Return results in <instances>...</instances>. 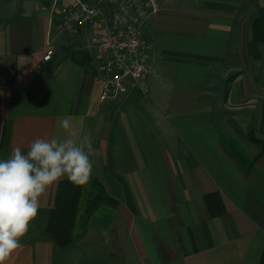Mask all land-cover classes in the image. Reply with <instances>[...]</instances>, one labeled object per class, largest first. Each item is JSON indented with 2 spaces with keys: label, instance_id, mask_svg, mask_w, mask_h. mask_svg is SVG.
I'll list each match as a JSON object with an SVG mask.
<instances>
[{
  "label": "crops",
  "instance_id": "obj_1",
  "mask_svg": "<svg viewBox=\"0 0 264 264\" xmlns=\"http://www.w3.org/2000/svg\"><path fill=\"white\" fill-rule=\"evenodd\" d=\"M156 2L148 93L130 83L101 102L93 28L59 33L55 0H0V159L66 138L63 117L95 149L89 183L52 184L7 264H264V155L249 134L263 123L264 9Z\"/></svg>",
  "mask_w": 264,
  "mask_h": 264
},
{
  "label": "clouds",
  "instance_id": "obj_2",
  "mask_svg": "<svg viewBox=\"0 0 264 264\" xmlns=\"http://www.w3.org/2000/svg\"><path fill=\"white\" fill-rule=\"evenodd\" d=\"M66 138H37L25 154L21 147L12 149L8 158L0 159V264L7 261L23 245L38 215L40 197L55 182L67 178L76 185H87L95 149L89 137L78 139L72 121H59Z\"/></svg>",
  "mask_w": 264,
  "mask_h": 264
},
{
  "label": "built area",
  "instance_id": "obj_3",
  "mask_svg": "<svg viewBox=\"0 0 264 264\" xmlns=\"http://www.w3.org/2000/svg\"><path fill=\"white\" fill-rule=\"evenodd\" d=\"M57 1L59 33L93 28L87 49L94 54L103 80L100 101L127 94L130 83L146 94L150 60L146 32L148 22L160 12L156 0H75L72 6L60 8ZM53 53L49 48L43 60L51 61Z\"/></svg>",
  "mask_w": 264,
  "mask_h": 264
},
{
  "label": "rangeland",
  "instance_id": "obj_4",
  "mask_svg": "<svg viewBox=\"0 0 264 264\" xmlns=\"http://www.w3.org/2000/svg\"><path fill=\"white\" fill-rule=\"evenodd\" d=\"M247 3H249L251 5L254 4V3H256L257 4V7L259 9H264V0H247ZM147 93H148V91H147ZM249 103H252V100L251 99L249 101L244 102L243 106H246ZM253 115H254V118H255L256 117L255 114H253ZM254 120H252V121H254ZM257 120H258V123H259L260 122V118H258ZM262 122L263 123L261 124V127L260 128H257L256 132H255V129L253 127L249 131L250 132L249 134H251L252 139L260 142V144L259 143L258 144L256 143V145L258 146L260 152L262 150H264V114H263V120H262Z\"/></svg>",
  "mask_w": 264,
  "mask_h": 264
},
{
  "label": "trees",
  "instance_id": "obj_5",
  "mask_svg": "<svg viewBox=\"0 0 264 264\" xmlns=\"http://www.w3.org/2000/svg\"><path fill=\"white\" fill-rule=\"evenodd\" d=\"M255 32H254V39L256 42H264V17H259L254 21ZM255 143H259L258 141L252 139ZM261 156L264 155V150L261 151Z\"/></svg>",
  "mask_w": 264,
  "mask_h": 264
}]
</instances>
